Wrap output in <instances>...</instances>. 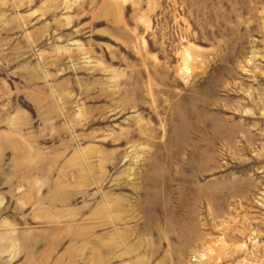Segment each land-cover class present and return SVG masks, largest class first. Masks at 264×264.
<instances>
[{
  "label": "rangeland",
  "instance_id": "rangeland-1",
  "mask_svg": "<svg viewBox=\"0 0 264 264\" xmlns=\"http://www.w3.org/2000/svg\"><path fill=\"white\" fill-rule=\"evenodd\" d=\"M0 264H264V0H0Z\"/></svg>",
  "mask_w": 264,
  "mask_h": 264
},
{
  "label": "water",
  "instance_id": "water-1",
  "mask_svg": "<svg viewBox=\"0 0 264 264\" xmlns=\"http://www.w3.org/2000/svg\"><path fill=\"white\" fill-rule=\"evenodd\" d=\"M253 233H254V231H253Z\"/></svg>",
  "mask_w": 264,
  "mask_h": 264
}]
</instances>
